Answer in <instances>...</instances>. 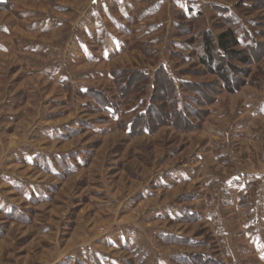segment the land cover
I'll return each instance as SVG.
<instances>
[{
    "label": "rangeland",
    "instance_id": "374dc122",
    "mask_svg": "<svg viewBox=\"0 0 264 264\" xmlns=\"http://www.w3.org/2000/svg\"><path fill=\"white\" fill-rule=\"evenodd\" d=\"M0 264H264V0H0Z\"/></svg>",
    "mask_w": 264,
    "mask_h": 264
},
{
    "label": "trees",
    "instance_id": "16d2710c",
    "mask_svg": "<svg viewBox=\"0 0 264 264\" xmlns=\"http://www.w3.org/2000/svg\"><path fill=\"white\" fill-rule=\"evenodd\" d=\"M250 38L247 36H243L241 43L245 42L246 43V48L249 49L247 51L251 50H256L258 45H255L252 43V41H249ZM240 39H238L233 31H228L227 33L221 34L217 38H212L211 36H207L205 38V45L203 47V51L201 53V62L202 64L212 73L214 74H220L222 77L223 83L227 84V88L229 89H234L238 87V82L233 79L231 76V70L228 67L227 63H223V59L227 58L226 55L230 54L234 58H241L244 63H248L250 61V55H246L242 51H236V48L240 46ZM141 75L145 78L148 77L146 73H141ZM160 76L163 78L162 81H160L166 88H169L171 86V92L175 93V90H178V83L176 80L171 76L170 72H168L165 68H162L161 72L159 73V78ZM155 82H157V79L155 77ZM184 84V83H183ZM170 85V86H169ZM158 87H154L153 91L156 93L158 92L157 90ZM159 89V88H158ZM157 90V91H156ZM162 91V90H161ZM164 94V91H163ZM156 94H153V96ZM151 97V100L154 97ZM177 96V97H176ZM175 99L176 102H173V105L176 104V109L180 111L181 105L177 104L178 95L175 93ZM166 99V103H167ZM109 107V105H108ZM107 107V108H108ZM152 107V103L148 104V108L143 111L139 117V121H144L145 119L148 120V118L152 115L153 119H157L159 117V110L156 108V110H153L150 108ZM143 126V125H142ZM127 130L132 133L133 131V123L130 124V126L127 127ZM144 133H148L149 129L145 126L143 128Z\"/></svg>",
    "mask_w": 264,
    "mask_h": 264
}]
</instances>
